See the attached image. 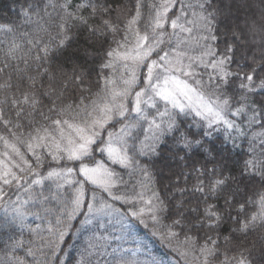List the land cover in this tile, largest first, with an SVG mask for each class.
Returning <instances> with one entry per match:
<instances>
[{"label":"snow or ice","instance_id":"snow-or-ice-1","mask_svg":"<svg viewBox=\"0 0 264 264\" xmlns=\"http://www.w3.org/2000/svg\"><path fill=\"white\" fill-rule=\"evenodd\" d=\"M17 17L0 23V201L53 181L86 231L147 216L192 264H264V0H24ZM24 216L0 218V264H63L66 227L34 250ZM108 247L93 232L75 264H113Z\"/></svg>","mask_w":264,"mask_h":264},{"label":"trees","instance_id":"trees-1","mask_svg":"<svg viewBox=\"0 0 264 264\" xmlns=\"http://www.w3.org/2000/svg\"><path fill=\"white\" fill-rule=\"evenodd\" d=\"M24 0H0V23H5L8 21L15 22L17 20V12L23 4ZM191 19V17H189ZM188 27L193 28V33L198 34V27L195 24L188 25ZM188 37V36H187ZM12 39L11 35H5L0 32V57L3 55V50L7 47L9 40ZM84 40L80 37L77 44L74 47H80L83 50ZM67 55V54H66ZM71 67V65H67ZM195 131V129H193ZM222 131V130H221ZM215 135V134H214ZM222 138V137H220ZM217 144H219V138L217 139ZM226 147H231V145H226ZM247 145L243 144V147L239 149V152H243V149ZM23 150V149H22ZM0 151H3V146L0 145ZM97 161H103L108 164L109 167L115 168L117 171L123 172L118 165H112L110 161L107 160L106 155L102 156L100 153H96ZM211 165H209L210 167ZM127 180L128 177L125 176ZM157 188L161 190L162 195L164 194V185L168 183L167 178L157 177ZM183 182V181H181ZM194 182V178L190 183ZM89 187H91L89 185ZM70 192L71 189H68ZM43 193L42 196H38V193ZM17 196L19 199L17 200ZM48 199H44V197ZM66 202V192L65 188H56V184L53 181H45L44 186H33V191L25 192L20 190L18 194L12 195V202H5L0 206V218L11 216L14 212L19 209L25 213L24 216V232L23 237L25 241H31L32 247L36 250L37 247L41 246V241L47 240L50 236L48 229L53 226L66 227L65 242L61 245L63 249L62 260L63 264H75V261L79 258L80 252L83 249L85 241L89 236L95 232L92 225H87V231L81 227L80 221L84 219L83 216H77L73 220H68L64 215L63 208ZM115 207H121L119 202L115 203ZM57 219L62 221L60 225H57ZM145 220L148 223V227L143 224L138 223L135 220L128 222L133 223L134 228L139 237L143 238L144 244L143 248L148 252L145 257L150 261V264H192L193 254L189 253L187 257L183 255H176V252L180 254L186 249L182 245L183 236L181 235L179 239L171 238L167 236L166 230L163 225L153 228L151 221L145 216ZM168 223V221H164ZM228 225H225L227 228ZM29 229H35V232H29ZM177 231H179L177 229ZM152 247V248H151ZM47 248H43V252H47ZM18 255L23 256L24 250H20ZM179 256L183 258L182 260L174 261V257ZM37 260L41 261L43 264L44 256L42 252L38 251ZM3 259V254L0 253V260ZM179 259V258H178Z\"/></svg>","mask_w":264,"mask_h":264},{"label":"rangeland","instance_id":"rangeland-1","mask_svg":"<svg viewBox=\"0 0 264 264\" xmlns=\"http://www.w3.org/2000/svg\"><path fill=\"white\" fill-rule=\"evenodd\" d=\"M169 31H171V29H169ZM187 36V33L178 32L172 38V48L176 51L186 52L189 56H198L200 53L195 44H192L190 47L180 44L179 47H177L178 41L187 39ZM195 36H197V34L193 33L192 37ZM3 203L4 201H0V205ZM91 225L97 234L103 233L107 237L109 244L107 251L109 253H112L114 249L117 250L115 253V260H113L111 255L109 256V260H113V264L120 258H123L128 264H150V261L145 257L148 252L143 248V238L138 236L133 223L130 224L127 220H120L119 217L115 215H106L98 216L92 221ZM97 225H102V227H97ZM175 254L181 255L179 252ZM173 259L175 262L178 260L183 261V258L179 256Z\"/></svg>","mask_w":264,"mask_h":264}]
</instances>
